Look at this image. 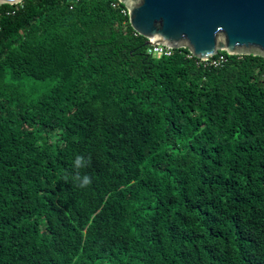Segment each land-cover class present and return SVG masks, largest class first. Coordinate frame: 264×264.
Segmentation results:
<instances>
[{
    "label": "trees",
    "instance_id": "trees-1",
    "mask_svg": "<svg viewBox=\"0 0 264 264\" xmlns=\"http://www.w3.org/2000/svg\"><path fill=\"white\" fill-rule=\"evenodd\" d=\"M116 1L0 5V264H264V58L147 54Z\"/></svg>",
    "mask_w": 264,
    "mask_h": 264
},
{
    "label": "water",
    "instance_id": "water-1",
    "mask_svg": "<svg viewBox=\"0 0 264 264\" xmlns=\"http://www.w3.org/2000/svg\"><path fill=\"white\" fill-rule=\"evenodd\" d=\"M22 0H0L17 4ZM144 46L186 49L197 59L219 51L264 58V0H118Z\"/></svg>",
    "mask_w": 264,
    "mask_h": 264
},
{
    "label": "built area",
    "instance_id": "built-area-1",
    "mask_svg": "<svg viewBox=\"0 0 264 264\" xmlns=\"http://www.w3.org/2000/svg\"><path fill=\"white\" fill-rule=\"evenodd\" d=\"M121 3L117 0L116 2L112 3L113 7L120 8ZM120 12L123 15L128 16V11L127 9L123 6L120 8ZM136 34V33H135ZM146 53L153 55V56H170L171 53L173 52V49L163 46V45H151V46H146ZM223 51H219L216 55L206 58V59H197V64L201 65L203 67H220L222 66L226 61L227 58L226 56L222 53ZM188 58H192L193 56L188 52L186 55ZM195 58V57H194Z\"/></svg>",
    "mask_w": 264,
    "mask_h": 264
},
{
    "label": "clouds",
    "instance_id": "clouds-1",
    "mask_svg": "<svg viewBox=\"0 0 264 264\" xmlns=\"http://www.w3.org/2000/svg\"><path fill=\"white\" fill-rule=\"evenodd\" d=\"M88 163H90V160H86L83 155H77L73 162L76 171L71 176L66 174L64 176L65 181L68 182L69 179H71L74 186H78L80 188L88 187L92 183L91 177L87 174L81 175L79 171L80 169L86 167Z\"/></svg>",
    "mask_w": 264,
    "mask_h": 264
},
{
    "label": "rangeland",
    "instance_id": "rangeland-1",
    "mask_svg": "<svg viewBox=\"0 0 264 264\" xmlns=\"http://www.w3.org/2000/svg\"><path fill=\"white\" fill-rule=\"evenodd\" d=\"M18 4V3H17Z\"/></svg>",
    "mask_w": 264,
    "mask_h": 264
}]
</instances>
